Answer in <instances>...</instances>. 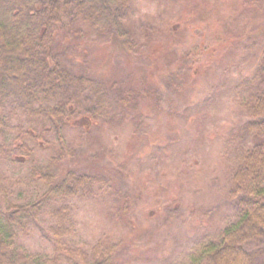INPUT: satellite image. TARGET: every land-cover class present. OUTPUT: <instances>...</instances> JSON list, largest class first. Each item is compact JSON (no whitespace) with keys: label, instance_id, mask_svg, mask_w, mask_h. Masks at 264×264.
<instances>
[{"label":"rangeland","instance_id":"374dc122","mask_svg":"<svg viewBox=\"0 0 264 264\" xmlns=\"http://www.w3.org/2000/svg\"><path fill=\"white\" fill-rule=\"evenodd\" d=\"M241 1L232 0L228 10L220 0H177L175 5L132 0L123 33L115 38L55 31L47 47L72 73L103 83L116 100L129 90L141 99L157 90L162 100L160 115L143 118L137 126L123 124L89 135L73 128L59 135L45 132L51 147L38 138L35 145L25 136L28 126L40 132L36 110L42 77L31 74V88L38 90L31 113L26 102L9 104L3 111L4 142L19 147L22 138L33 149L34 162H48L60 149V172L92 175L119 190L125 181L135 193L123 211L114 201L116 191L106 194L100 185L71 199L68 232L63 233L69 246L89 254L103 241L115 247L114 264H178L197 243L235 223L227 199V139L241 121L236 87L249 67L241 52L264 39V2L253 7L258 15L251 20L244 7L239 8L244 13L237 12ZM217 4L216 13L212 9ZM193 5L207 14L200 16ZM189 9L195 14L190 16ZM145 100L152 104L144 99L141 107ZM17 152L19 158L4 161L0 170L10 199L24 204L35 200L42 186L28 177L32 160ZM56 223L49 214L41 216L16 235L14 248L52 256Z\"/></svg>","mask_w":264,"mask_h":264},{"label":"trees","instance_id":"16d2710c","mask_svg":"<svg viewBox=\"0 0 264 264\" xmlns=\"http://www.w3.org/2000/svg\"><path fill=\"white\" fill-rule=\"evenodd\" d=\"M177 0H168L175 5ZM222 7L232 10V0H220ZM264 0H242L239 8H245L251 20L257 19L253 9ZM132 0H0V165L4 161L14 163L24 153L31 161L33 149L22 138L20 145L6 144L3 140L5 122L2 114L9 104L26 102L30 113L33 98L38 90L31 88V74L42 77L39 90L42 101L36 110L41 116L40 132L25 130L35 145L42 140L45 147H51L45 132L61 134L63 129H75L85 134L103 128L129 124L137 126L143 118H156L161 113V96L157 90H150L147 98H139L132 90L126 97L115 99L111 90L90 76L77 75L66 65H60L51 54L48 44L55 38L56 30L66 28L85 36H107L115 38L123 33L125 19L129 15ZM217 8L213 12L219 11ZM192 6V5H191ZM190 4L188 7L191 9ZM189 15L206 10L193 5ZM82 28L85 31L82 32ZM243 58L249 67L241 73L236 87L240 123L228 136L230 143V177L227 199L235 216L234 224L203 239L195 245L187 258L178 264H263L264 257V39L252 42ZM255 48V50L253 49ZM151 100L143 107L141 100ZM31 122L32 118L30 117ZM83 122L76 126L74 123ZM54 130V131H53ZM168 139H171L169 137ZM24 157V156H23ZM62 158L60 149L48 162L31 161L28 177L42 186L35 200L18 204L10 199L0 170V199L5 209L0 210V264H114L115 247H108L100 241L90 253L69 246L65 241L69 207L67 203L79 195H89L96 185L109 194L116 191L114 201L122 211L132 204L134 191H129L123 181L122 187L114 188L105 179L78 174L74 170L60 172ZM24 164V163H21ZM102 191V190H101ZM116 198V199H115ZM125 213V212H124ZM49 214L56 221L53 238V255L50 257L30 254L13 246L16 235L26 230L41 216Z\"/></svg>","mask_w":264,"mask_h":264}]
</instances>
